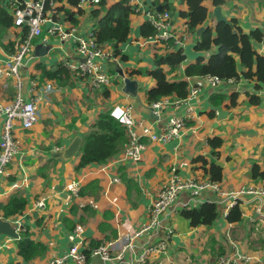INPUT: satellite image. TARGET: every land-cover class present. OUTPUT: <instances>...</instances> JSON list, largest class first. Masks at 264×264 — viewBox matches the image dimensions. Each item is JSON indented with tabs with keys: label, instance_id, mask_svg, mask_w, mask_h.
Returning a JSON list of instances; mask_svg holds the SVG:
<instances>
[{
	"label": "crops",
	"instance_id": "1",
	"mask_svg": "<svg viewBox=\"0 0 264 264\" xmlns=\"http://www.w3.org/2000/svg\"><path fill=\"white\" fill-rule=\"evenodd\" d=\"M118 1L108 0L107 8ZM145 3L146 0L129 3L135 5L138 11L129 17L127 41L119 45L117 56L113 55L111 46L105 45L110 57L96 59L101 67L105 65V73L110 76L111 83L93 89L85 77L67 67L78 64L80 60L75 38L87 37L93 32L95 24L90 12L95 7H70L65 2H54L53 22L64 31H73V36L63 42L51 37L47 44L43 43L42 36L36 38L31 58L24 60L19 70L20 93L26 100L35 102L37 121L29 130H24L19 123L13 127L18 153L0 179V203L4 204L12 195H18L25 198L26 204L21 215L5 220L13 226L18 222L20 229L16 231L19 238L0 235V264H45L50 259L61 257L73 244H79V251L84 253L92 241L102 244L117 240L121 245L129 234L147 223V208L171 172L175 171L183 179L209 178L206 167L197 161L198 158L207 163L214 161L222 168L221 181H225L226 185L223 191L264 187L263 182L250 176L254 165L264 172V84L256 88L257 83L244 79L238 67L239 77L234 83L223 82L213 88L203 82L188 104L177 109H161L158 117L153 116L150 104L146 102V92L154 87L155 81L147 75V71L153 69V54L158 48L163 52L164 45L155 37L140 35V26L149 22L147 10L143 8ZM203 4L208 9V27H214L211 12L215 5L211 0H203ZM0 5L12 16L8 0H0ZM220 5L223 15L229 22L231 18L236 19L243 33L249 34L256 29L263 33L264 0H233ZM57 7L68 9L76 23H72L64 11L57 12ZM172 8L176 15L169 31L175 41H182L177 48L195 43V33H188L186 20L179 17V12L186 11V5L174 1ZM62 15L61 21L59 16ZM176 20H181L182 26L176 27ZM51 25L47 23L44 29ZM24 31L11 26L2 32L0 65L15 51L20 38L25 35ZM41 46L51 49L39 56ZM253 48L264 56V38L254 42ZM214 51L213 47L211 51L204 52L203 58L206 60ZM187 63L185 60L173 72L169 67H164V70L169 78L183 79L190 88L199 79L184 76ZM59 65L68 71L65 77L51 79L44 75L43 71L55 72ZM120 71L124 77L137 81L135 96L123 91ZM144 85L147 90L143 96L140 91ZM105 93L108 96L105 97ZM233 93H237L238 97L236 106L231 107L230 96ZM14 94V80L0 79V104L12 102ZM248 94L258 96L260 104L248 105ZM127 107H131L134 121L143 122L156 132L163 130L170 118L181 115L187 120L179 136L167 142L142 139L146 146L138 163L122 160L123 149L103 165L91 164L80 170L76 169L78 154L69 161L56 157L74 138L80 137L83 141V136L91 131L100 114L110 113L123 122ZM2 123L3 116H0V135ZM133 130L136 134L140 133L139 126L135 125ZM212 138L221 140V146L215 149L218 152L215 158L208 143ZM114 178H118L119 182H113ZM95 181L98 188L95 196H75L70 191L71 183L78 182L80 191ZM14 184L18 187H13ZM218 199L215 192L205 190L199 194V202L191 204L215 203ZM188 200L189 193L182 192L176 205L161 215L159 226L136 239L134 246L125 251L119 262L104 261L90 255L87 264H127L137 258L143 248L158 243L165 245V252L152 254L146 264H220L219 258L235 251L252 258L249 263L237 264H264V205L261 213L257 214L253 206L243 202L240 206L242 220L228 224L224 204L216 203L220 214L213 225L192 228L180 214V204ZM73 208L76 214L72 213ZM70 225H74L72 229ZM255 231L259 240L254 238ZM26 232L32 241L46 248L42 255L29 262L19 255L17 246L21 234ZM111 232L116 233V238H111ZM66 264L74 263L68 261Z\"/></svg>",
	"mask_w": 264,
	"mask_h": 264
},
{
	"label": "trees",
	"instance_id": "2",
	"mask_svg": "<svg viewBox=\"0 0 264 264\" xmlns=\"http://www.w3.org/2000/svg\"><path fill=\"white\" fill-rule=\"evenodd\" d=\"M56 3L65 2L70 7H77L79 0H53ZM108 0H100L99 4L90 12L94 22L93 37L99 46H111L113 55L119 54L118 47L127 41L130 31V15L133 8L129 5L128 0H120L107 8ZM179 1L187 7L186 11L179 12V17L186 20V30L188 33L194 34L197 28L201 27L208 18V9L203 4V0H153L150 2L151 8L161 6V11L170 12L173 2ZM223 0L213 2L215 6L222 4ZM48 7V6H47ZM56 11H64L72 23H76L73 14L64 7H57ZM14 26L12 16H9L0 5V36L8 27ZM25 32V31H24ZM156 29L150 22L143 23L140 26V35L144 38H153L156 36ZM262 33L259 29L245 34L238 27L236 19L231 18L229 24L219 23L214 27L210 26L201 32L195 41V51L209 52L212 48L215 51L205 60L198 58L197 60L187 63L184 68L185 77H205L214 76L221 80L237 79L240 74L246 80H254L257 83L256 88L264 84V56L258 54L253 48V43L259 41ZM164 45L163 52L158 48L153 54V69L147 71V75L155 81L153 88L146 92V102L148 104L157 102L163 98H184L188 93V83L183 79H171L164 67H169L173 72L185 60L183 48L178 47L174 39L166 42H160ZM176 46V48H175ZM126 59V56H123ZM44 75L49 78L62 79L68 71L58 66L55 72H45ZM134 72L133 74H138ZM65 75V76H64ZM104 96H108L105 93ZM238 94L233 93L230 96V106H236ZM247 104L257 106L260 104V98L256 95H247ZM127 143V135L125 126L110 113H102L98 116L93 124L91 131L83 136L80 151L77 155L76 169L80 170L91 164L103 165L119 152L122 151ZM212 148V157L218 156L215 149L221 146V140L212 138L208 141ZM197 161L202 162L206 167L205 172L209 176V180L220 182L222 179V168L214 161L207 163L203 158ZM250 176L255 181L264 183V172L260 171L257 165H254L250 171ZM98 192L97 181L82 187L79 191L80 196L96 195ZM26 200L22 196L12 195L4 204L0 203V217L3 220L10 219L22 214L25 208ZM73 214L76 209L73 208ZM93 214V212H90ZM181 216L188 222L189 227L212 226L219 217V205L216 203H203L198 206H192L182 209ZM242 220V212L239 205L232 207L227 215L228 224L238 223ZM81 222L84 219H80ZM69 226L68 221L65 222ZM71 229L74 225H70ZM30 234L22 233L17 241L19 255L25 262H29L34 258L42 255L46 248L43 244L34 242L29 238ZM111 238H116V233L111 232ZM108 239V238H106ZM91 246L84 253L90 258V250L100 245L99 242L92 241Z\"/></svg>",
	"mask_w": 264,
	"mask_h": 264
},
{
	"label": "built area",
	"instance_id": "3",
	"mask_svg": "<svg viewBox=\"0 0 264 264\" xmlns=\"http://www.w3.org/2000/svg\"><path fill=\"white\" fill-rule=\"evenodd\" d=\"M128 1L131 3L132 0ZM152 1L146 0L143 8L147 10L146 15L149 22L157 31L155 36L157 42H166L170 39L175 40L173 34L169 31V12H157L155 8L150 7V2ZM99 2L100 0H79L77 7L80 8L85 5L96 7ZM8 4L12 11L14 27L25 29L26 32L17 43L15 51L0 65V79L11 78L15 84V94L12 102L6 105L0 104V116H3L0 135V179L4 175L8 164L18 153V146L13 135L14 122L19 123L24 130H29L37 121L36 104L34 101H28L22 97L20 93L21 78L19 76V70L24 60L31 58L34 40L42 36L43 43L47 44L51 37L56 38L59 42H63L70 36H73V31H64L57 23L53 22L54 2L52 0H8ZM130 6L133 8V13L138 11L135 5ZM47 23H51L52 25L44 29ZM262 38H264V28ZM75 41L80 60L78 64L67 68L85 77L93 89L108 86L111 83V78L103 72L101 65L96 61V59H108L110 57L107 49L95 42L92 33L87 37H76ZM175 42L177 45H181L182 43V41ZM198 79L194 85L188 88L186 97L180 99L163 98L151 103L150 109L152 115L158 117L161 109H177L188 104L197 95L203 82L214 88L223 82L234 83L235 81L234 78L221 80L214 76H205ZM186 120V116L181 115L170 118L163 130L156 132L152 127L145 126L143 122L134 121L131 107H127L124 113V121H120L125 126L127 134V143L121 154L122 160L138 163L142 160V152L146 146L142 142V139L148 138L151 142H167L179 136V132L185 127ZM135 125L139 126L140 133L138 134L133 130ZM112 181L118 183L119 179L114 178ZM13 187H18V184H14ZM79 188L78 182L71 183L70 191L73 195L77 196ZM205 190H211L217 194L219 199L215 203L224 204L226 210L225 216L232 207L236 205L241 206L243 202L253 206L257 214L261 213L264 205V187H242L223 191L219 187L218 182L210 181L209 178L183 179L173 171L167 181L160 186L155 198L147 208V223L138 230L133 231L132 234H129L121 245H118L117 240L104 242L98 247L91 249L90 255L99 257L104 261L119 262L125 251L134 246L136 239L159 226L161 215L176 205L177 198L182 192L189 193L188 202L180 204L181 208L185 209L198 203L199 194ZM15 224L17 226V228L15 226L16 230L20 229L18 222H15ZM78 247L79 244H73L61 257L50 259L45 264H66L68 261H72L74 264H87L86 255L80 252ZM116 250L118 252L115 254ZM164 252V244L150 245L143 248L140 255L127 262V264H146L147 259L152 254ZM251 261V257L237 251L231 253L229 256L219 258L220 264L249 263Z\"/></svg>",
	"mask_w": 264,
	"mask_h": 264
},
{
	"label": "water",
	"instance_id": "4",
	"mask_svg": "<svg viewBox=\"0 0 264 264\" xmlns=\"http://www.w3.org/2000/svg\"><path fill=\"white\" fill-rule=\"evenodd\" d=\"M211 1L214 2L216 0H211ZM223 1L231 2L233 0H223ZM241 1L247 2L248 0H241ZM155 9L157 12H161L160 5H158ZM175 15H176V11L174 8H172L171 11L169 12L170 26L174 22ZM211 17L214 19L215 25L219 23L229 24V20L222 13L221 5L215 6L213 8L211 12ZM207 27H208V21L206 20L204 24L201 27L197 28V30L195 31L196 38H198L201 32L204 31V29ZM50 49H51L50 47L46 48L45 46H41V48L38 51L39 56L46 54L47 52H49ZM183 55L185 56L186 61L190 63L197 60L198 58H203L205 56V53L195 51V44L190 43L185 45V47L183 48ZM102 70L105 72V65L102 66ZM119 75L120 77H123L122 79L123 91L128 95L135 96L138 89L137 81L131 80L129 77H124V74L121 71L119 72ZM81 143L82 141L80 137L74 138L73 141L67 146V148H65L62 152L56 154V157L61 158L63 161H69L79 153ZM0 235H5L16 240L19 238L15 226L11 225L10 222L5 221L3 219H0Z\"/></svg>",
	"mask_w": 264,
	"mask_h": 264
},
{
	"label": "rangeland",
	"instance_id": "5",
	"mask_svg": "<svg viewBox=\"0 0 264 264\" xmlns=\"http://www.w3.org/2000/svg\"><path fill=\"white\" fill-rule=\"evenodd\" d=\"M59 18H60V20L62 21V20H63V15H62V16H59ZM175 24H176V27L182 26V22H181V20H176ZM149 89H150V88H149ZM146 90H147V89H146V87H145V85H144V88L140 91V94H142V95L144 96ZM120 101H123V100H120ZM15 123H16V122H14V126H15ZM14 139H15V138H14ZM15 141H16V140H15ZM218 184H219V187H220L221 189H223V187H226V185H225V181H221V182H219ZM254 233H255L254 238H257V236H256V231H255ZM257 240H259V239L257 238Z\"/></svg>",
	"mask_w": 264,
	"mask_h": 264
}]
</instances>
